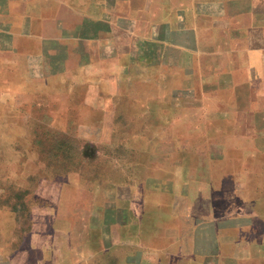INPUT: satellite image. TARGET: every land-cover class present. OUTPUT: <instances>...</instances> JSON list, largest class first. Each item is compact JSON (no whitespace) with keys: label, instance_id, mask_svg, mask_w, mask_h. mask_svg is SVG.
<instances>
[{"label":"crops","instance_id":"obj_1","mask_svg":"<svg viewBox=\"0 0 264 264\" xmlns=\"http://www.w3.org/2000/svg\"><path fill=\"white\" fill-rule=\"evenodd\" d=\"M22 149L78 172L0 208V264H264V0H0Z\"/></svg>","mask_w":264,"mask_h":264},{"label":"rangeland","instance_id":"obj_2","mask_svg":"<svg viewBox=\"0 0 264 264\" xmlns=\"http://www.w3.org/2000/svg\"><path fill=\"white\" fill-rule=\"evenodd\" d=\"M75 150H24L22 149V163L13 164L12 159L18 152L13 150L7 151V159L11 161H5V157L0 155V208L6 206L9 209H13L14 206L21 208L20 212H17L16 219L22 222L24 230L25 226H28V222L31 220V214L29 208L31 205L42 202L44 199L40 196L41 192L45 189L46 185L53 184V191L56 193L60 190L61 181L58 180H43L45 176L54 174L77 173L78 165L73 164V156L76 153ZM37 153V154H36ZM52 153L54 158H50V163L45 164L46 156ZM32 154V155H31ZM33 156L37 158V164H30L29 158ZM26 160V161H25ZM28 160V161H27ZM38 192V201L35 193ZM11 216V218H8ZM6 220L12 221L13 213L5 214Z\"/></svg>","mask_w":264,"mask_h":264}]
</instances>
